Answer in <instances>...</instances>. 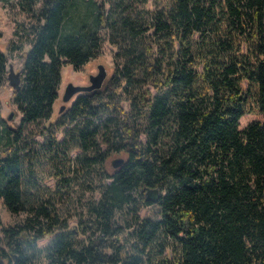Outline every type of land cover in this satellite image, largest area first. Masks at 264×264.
Returning a JSON list of instances; mask_svg holds the SVG:
<instances>
[{"label": "trees", "instance_id": "obj_1", "mask_svg": "<svg viewBox=\"0 0 264 264\" xmlns=\"http://www.w3.org/2000/svg\"><path fill=\"white\" fill-rule=\"evenodd\" d=\"M18 3L40 5L13 89L21 122L0 115V200L27 215L2 225L0 264H264V119L240 126L264 112V0ZM105 41L111 74L52 119L63 64L81 68ZM8 61L0 48V84ZM43 118L47 142H23L24 123ZM72 147L99 196L67 229L54 195L75 182ZM45 160L59 176L46 196Z\"/></svg>", "mask_w": 264, "mask_h": 264}, {"label": "rangeland", "instance_id": "obj_2", "mask_svg": "<svg viewBox=\"0 0 264 264\" xmlns=\"http://www.w3.org/2000/svg\"><path fill=\"white\" fill-rule=\"evenodd\" d=\"M40 3L33 5H22L18 0H0V48L7 53L9 61L7 63V73L5 79L0 84V115L7 119V115L13 111L14 115L11 119H7L12 123L21 122V111L13 102V87L11 80L8 77L9 69L12 68L15 72L21 71L26 51L29 48L30 28L36 23V12ZM117 47L110 42H103L101 53L87 61L81 68L75 69L71 63H65L61 69V82L59 86V94L53 105L54 119L70 104L74 96L67 102L62 99L64 89L68 82L75 84H88L91 73L98 71V64L103 63L107 69V76L113 70L114 53ZM62 104L65 108L61 111ZM252 119H264V112H251L244 114L240 119V126H244ZM47 119H39L35 121L25 122L22 131V140L26 143L32 141L47 142ZM143 134V133H142ZM58 139L63 138V132H57ZM144 136V135H143ZM5 146V136L0 137V148ZM79 147H72L67 151L64 163V171L66 176H74L75 182L71 185H66L63 191H58L55 197V203L58 208L59 215L63 221H66V228H76L80 226V217L92 197L99 196V188L96 179L90 175H86L84 171L79 170L78 163L75 158L79 153ZM57 157V156H56ZM116 157L124 155L116 153L109 160V164L113 167L112 161ZM59 158V156H58ZM113 158V159H112ZM51 160V159H50ZM45 160L44 164L39 163V170L43 173L40 189H44V196L49 192L50 186H54L59 180V176L54 174L52 163ZM69 161V162H68ZM64 175V176H65ZM46 192V193H45ZM51 192V191H50ZM26 212L13 213L0 200V243H2V225H14L26 217ZM140 215H157L156 205H143L140 209ZM83 236V235H81ZM51 234L47 235L40 241V245H45L51 238ZM44 259V257H42Z\"/></svg>", "mask_w": 264, "mask_h": 264}, {"label": "water", "instance_id": "obj_3", "mask_svg": "<svg viewBox=\"0 0 264 264\" xmlns=\"http://www.w3.org/2000/svg\"><path fill=\"white\" fill-rule=\"evenodd\" d=\"M107 69L103 63L98 64V71L96 73H91L89 76L90 82L88 84H75L73 82H68L64 89L62 99L67 102L69 101L76 93L81 91H91L102 87L105 79L107 78ZM8 77L11 80L13 89L17 88L20 85L21 81V71L15 72L12 68L9 69ZM65 108V104H62L60 110L62 111ZM14 115V112L11 111L7 115V119H11ZM123 157H116L112 164L113 166H118L123 162ZM160 198V190L157 187L148 188L146 191V199L151 201H158ZM104 264H113V263H104Z\"/></svg>", "mask_w": 264, "mask_h": 264}]
</instances>
